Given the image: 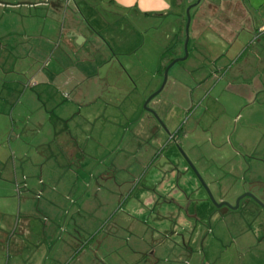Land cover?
Segmentation results:
<instances>
[{"label":"rangeland","instance_id":"374dc122","mask_svg":"<svg viewBox=\"0 0 264 264\" xmlns=\"http://www.w3.org/2000/svg\"><path fill=\"white\" fill-rule=\"evenodd\" d=\"M180 1L185 3L181 14L173 10L159 29L143 33L124 12L107 9L116 22L108 28L110 47L121 50L112 59L113 89L103 98L119 103L90 111L104 114L103 121L60 127L67 129L64 138L69 132L84 139L49 143L50 159L43 150L42 177L48 184L42 198L59 180L64 185L59 197L86 201L84 218L65 217L57 228L58 251L68 235L77 253L86 251L80 262L75 253L71 264H264V201L258 195H264V185L243 182L255 167L264 177L258 169L264 153L256 141L259 128L264 131V93L257 95L249 86L257 78L228 72L232 62L214 63L230 46L232 55L243 53L250 42L254 52H264V37L253 41L252 31L244 28L245 17L258 16L222 9L218 16L229 26L218 27L215 20L210 25L215 30L199 32L203 26L195 28V19L204 18L200 9L206 1L201 0L189 10L184 51L186 11L197 0ZM178 26L182 49L176 53ZM223 32L243 36L242 47L233 43L235 35L226 36L222 45L213 43ZM102 47V55L110 54V47ZM2 55L0 50L1 78L14 69V57L3 64ZM174 60L180 61L168 69L164 82L161 69ZM178 129L180 136L173 139ZM239 133L246 136L238 138L245 149L236 145ZM67 148L79 151L69 157ZM81 150L86 166L78 169Z\"/></svg>","mask_w":264,"mask_h":264},{"label":"crops","instance_id":"0c3cea01","mask_svg":"<svg viewBox=\"0 0 264 264\" xmlns=\"http://www.w3.org/2000/svg\"><path fill=\"white\" fill-rule=\"evenodd\" d=\"M182 8L185 3L180 0H0L3 64L14 57L13 71L7 69L4 76L9 80L0 77V264H71L75 253L79 262L85 256L86 251L76 252L77 246L68 234V239L61 240V253L58 251L55 237L60 222L68 216L84 218L86 201L68 195L59 197V186L64 189L59 180L51 184L48 197L42 198L48 184L42 177L43 150L49 152L44 158L50 159L54 154L49 143L59 142V138L74 143L84 139L82 134L71 136L69 132L64 138L67 129L60 127L69 123L85 126L86 119L87 123L103 121L104 114L90 111L113 109L116 108L113 104L119 103L118 99L104 102L103 98L113 89L112 59L121 50L110 47L113 35L108 28L116 22L107 9L124 12L137 32L143 33L159 29L171 11L181 14ZM202 8L200 15L204 18L195 19V28L203 26L199 32L206 28L215 30L210 26H215V20L218 27L226 29L228 21L218 15L222 9H228L243 15L255 13L256 20L243 19L244 28L252 31L253 41L264 37L258 35L264 26V0H206ZM177 18L182 27L181 16ZM180 35L181 29L172 52H181ZM216 35L219 38L213 41L216 45H222L226 36L234 35L233 43L243 45L240 43L243 36L238 37L236 32ZM129 42L130 39L126 40L123 46L128 47ZM102 44L106 49L110 47V54H101ZM250 44L237 55H232L233 46L228 47L221 58L215 57L214 63L221 67L230 61L228 72L243 71L248 79L257 78L249 86L258 95L264 93V52H254V44ZM180 131L175 132L173 139L180 136ZM256 135L257 147L264 153V131L259 128ZM239 137L246 136L238 134L237 146L241 144ZM245 147L243 141L238 146ZM76 151L71 149L66 155L73 157ZM232 151L236 157L240 156L234 148ZM80 153L78 169L86 166V153L84 150ZM258 162L262 173L264 160ZM247 168L251 169L249 165ZM254 170L249 180L243 177V182L264 185V177L257 175L256 167ZM74 185L73 182L66 187L71 190ZM258 195L264 201V195Z\"/></svg>","mask_w":264,"mask_h":264},{"label":"water","instance_id":"95a60500","mask_svg":"<svg viewBox=\"0 0 264 264\" xmlns=\"http://www.w3.org/2000/svg\"><path fill=\"white\" fill-rule=\"evenodd\" d=\"M200 1H201V0H197V2H196L194 5L190 6V7L187 9V11H186L185 42H184V45H183V49H184V51H186V47H187V43H188V30H189V25H190L189 10H190L192 7L196 6ZM185 57H186V54H185ZM185 57H184V58H185ZM184 58H183L182 60H184ZM178 61H180V60H174V61H172V62L170 63V65H168V66L165 68V70H164V74H163L164 82H165V80H166V74H167L168 69H169L173 64H175V63L178 62ZM163 84H164V83H163ZM156 94H157V93H156ZM156 94H155V95H156ZM219 206H224V203H222V204L219 205Z\"/></svg>","mask_w":264,"mask_h":264},{"label":"trees","instance_id":"16d2710c","mask_svg":"<svg viewBox=\"0 0 264 264\" xmlns=\"http://www.w3.org/2000/svg\"><path fill=\"white\" fill-rule=\"evenodd\" d=\"M185 21H186V20H185ZM185 21H184V23H185ZM259 30H260V29H259ZM259 30H258V35H262V34H264V33H262V32H259ZM164 69H165V67L161 69V72H162Z\"/></svg>","mask_w":264,"mask_h":264},{"label":"built area","instance_id":"2783aa9c","mask_svg":"<svg viewBox=\"0 0 264 264\" xmlns=\"http://www.w3.org/2000/svg\"><path fill=\"white\" fill-rule=\"evenodd\" d=\"M259 32L264 33V26H262V27L260 28Z\"/></svg>","mask_w":264,"mask_h":264}]
</instances>
